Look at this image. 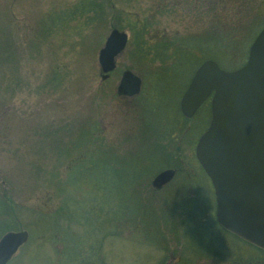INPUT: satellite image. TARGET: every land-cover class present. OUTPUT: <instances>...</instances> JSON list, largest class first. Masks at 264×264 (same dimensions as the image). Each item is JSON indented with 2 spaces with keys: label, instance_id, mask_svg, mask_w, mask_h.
<instances>
[{
  "label": "rangeland",
  "instance_id": "obj_1",
  "mask_svg": "<svg viewBox=\"0 0 264 264\" xmlns=\"http://www.w3.org/2000/svg\"><path fill=\"white\" fill-rule=\"evenodd\" d=\"M219 1L0 0V196L4 194L6 199L23 208L19 212L15 210L13 216L3 214L0 218L1 222L7 220L9 223L13 217L16 230L24 229L29 233L27 241L5 264H68L63 244L67 239L76 245L68 253L76 263L89 257L86 249L80 250L87 245L83 227H69L66 221L50 225L47 219L40 218L39 212L46 216L61 205L63 194L57 186L66 181L68 167L81 151L99 146L103 153L108 146L121 153L138 151V142H130L127 138L132 133L138 135L145 123L140 109L145 102L140 94L143 89L145 94L151 89L152 81L148 77L151 68L138 62L134 53L130 54L131 43L116 59L118 70H133L143 77L144 86L136 97L116 94L120 74L106 79L98 63V52L112 28L130 35L129 24L138 20L151 27L152 36L161 33L171 37L194 35L209 29L218 36L216 30L223 24L219 15L224 3L231 4L233 0H223L221 4ZM252 5L247 19V13L241 19L233 15L232 9L230 14L222 13L229 18L227 24H239L236 30L225 27L223 36L227 41L223 40L221 51L216 45L208 49L211 57L222 56L225 60L227 56L236 61L243 56L245 37L250 36L248 25L264 17V0H254ZM235 36L239 39L233 40ZM202 54H206L205 49ZM184 76L176 80L184 82ZM180 86L181 83L177 85ZM166 95L162 102L175 103L177 107L180 98L171 99L169 92ZM199 118L201 114L190 118L184 130L178 123V130L170 133L168 139L166 134V140L156 139L150 131L144 133V145L154 148L157 142L156 149L160 152L159 147L164 144L170 151L173 149L174 155L165 158L167 163L175 165L167 167L174 169L175 175L166 184L155 188L151 183L164 168L157 170L148 183L140 182L142 191H147L145 201L149 202L152 213L148 222L157 224V230L123 227L117 235L104 236L100 250L90 256L88 264L176 263L184 243L188 204L202 200L197 195L199 181H194L187 167L188 156L194 151L203 127L198 123ZM94 122L96 131L90 137L85 131L93 130ZM79 133H85L82 141L76 140ZM75 141L80 143L75 145ZM64 145L69 147L67 151L60 149ZM179 165L183 166L180 173ZM135 184L138 186L137 182ZM152 188L157 191L152 193ZM55 190L57 195H54ZM205 210L196 211L199 219L207 217ZM164 215L170 221L168 231L161 219ZM3 224L6 226V222ZM109 224L108 220L104 223L106 228ZM5 226L0 237L10 231ZM146 231H150L158 245L153 244L152 235L148 238ZM219 250L229 249L222 246ZM213 260L218 261L217 264H232L216 256ZM82 263L87 264L86 260Z\"/></svg>",
  "mask_w": 264,
  "mask_h": 264
},
{
  "label": "trees",
  "instance_id": "obj_2",
  "mask_svg": "<svg viewBox=\"0 0 264 264\" xmlns=\"http://www.w3.org/2000/svg\"><path fill=\"white\" fill-rule=\"evenodd\" d=\"M253 1L233 0L231 4L224 3V7L219 15V19L223 20V24L221 28L218 27V30H216L218 36L214 30L210 29L198 34L195 33L194 35H189L190 33L177 34L171 37L172 35L161 33L152 36L150 33L152 32L153 34V31H150L151 27L148 28L145 23L141 24L140 21L136 20L132 25L129 24L128 29L132 38V48L129 49L130 54L133 55L134 53L138 62L151 68L148 77L152 81L151 89L146 92L147 96L144 89L140 94V97L142 96L145 102L141 105L142 107L140 106L143 114L142 118L145 120L143 124L144 129L142 128L138 135L137 133H132L127 138L130 142H138L136 145V150L138 151L129 150L126 153H121L113 148H109V146L108 148L106 147L104 153L100 146L81 151L71 161L66 181L63 185L57 186L58 189L59 187L61 188L59 192L63 194L61 205L56 211L46 216L43 215L45 214L44 212H39L41 213L40 218L44 217L47 219L50 225L55 226L63 224L66 221V225L69 227L72 225L83 227V239L87 245L84 244L86 248L80 250L86 249L89 257L83 258L76 263L72 255L68 254L76 245H74L72 240L67 239L66 243L63 244L67 250V252L65 251L66 255L68 254L69 256H64L68 264H84L82 262H85V260L88 264V261L91 259L90 256L93 253H98L100 250L102 238L104 236L112 237L113 235H117L123 227H133L135 229L143 227L148 228V230L151 228L155 229V226L157 227V224L151 225L148 222L151 219L152 213L150 212L149 202L145 201L147 191H142L143 188L142 186L140 187V182L141 184L148 183L149 178L157 170L175 166L174 163H167L168 159H165L166 156L170 157L174 155L171 153L173 149L170 151L169 146L164 144L159 147V150L161 149L160 152L156 149L157 142L154 143V148L148 146L149 144L144 145V140L142 141L144 133L150 131V133L155 134L156 139L163 137L166 140V134L168 135V139L170 133L173 134L172 132L176 129L178 130L179 127L182 126V130H184L185 123L189 119L181 113L179 99L177 107H175V103L167 104L166 101L163 103L162 100L167 98L166 94L168 92L171 94L169 95L172 97H170L171 99L180 98L196 67L212 55L208 49L215 48L216 45L217 49L221 51L223 40L227 41V38L223 36L226 32L225 27L236 30V26L239 23H236L237 25L235 24V26L227 24L229 18L222 15V13L230 14L229 10L232 9L233 15L241 16V19L247 13V19L250 16L249 14L252 13ZM222 2L223 0L219 1V4ZM215 4L217 3L215 2ZM263 25L264 17L258 22L248 25L250 36L249 34L246 37L243 35L246 41V49L241 58L238 57L235 61L233 58L227 56L225 60L222 56L218 58L214 56L210 57L225 69L232 70L238 68L246 60L248 47ZM232 39L238 40L239 38L235 36ZM212 41H214V45H212ZM203 49L206 50V54H202L203 56H201ZM183 65H186V68ZM183 75L186 78L184 82L176 80V78ZM179 82L181 83L180 88L177 87L180 84ZM174 89H179V92L175 93ZM198 114H201L198 123L201 126L203 124L202 132L210 118V103L204 102L195 115L198 116ZM178 123L179 127H177ZM96 125V122H94V125L92 124L93 130L85 131V133L91 137L93 133L95 134ZM85 133H79L76 140L82 141ZM79 143L74 142L75 145ZM60 149L67 151L69 147L64 145ZM187 167L191 171L194 181H199L200 187L198 186L197 188H200V192L197 195L202 200H194L188 204L187 222L183 227L184 243L175 264H217L218 261L213 260L215 256L216 258H222L225 263L264 264V249L231 233L217 222L215 217V198L210 181L193 151L188 156ZM177 169L180 173L183 166L179 165ZM135 182L138 183V186ZM57 190H55L54 195H57ZM150 190L152 193L157 191L154 188ZM200 203L205 207L202 208ZM190 206L191 209L189 208ZM19 209L23 210L19 204H13L9 201V198L6 199L4 194L0 196V215L9 214L13 216L15 210L18 211ZM203 210L208 215L205 218L199 219L200 217L197 216L196 211L202 213ZM161 219L165 225L164 229L170 230V221H168L165 215L161 216ZM106 220L110 223L108 228L104 225ZM3 222H6V226L2 225ZM3 222H1L0 218V232L4 226L5 228H9L8 230H16V222L13 217L9 223L7 220ZM110 225H112V228ZM145 233L148 238L152 235L150 231H146ZM161 234L163 233L161 232ZM152 237L153 244L158 245L159 242L156 241L153 235ZM79 243H83V241L79 240ZM222 246L229 250L225 252L220 251L219 248ZM244 247L247 248L245 251L243 250ZM204 258L206 259L204 260Z\"/></svg>",
  "mask_w": 264,
  "mask_h": 264
},
{
  "label": "water",
  "instance_id": "obj_3",
  "mask_svg": "<svg viewBox=\"0 0 264 264\" xmlns=\"http://www.w3.org/2000/svg\"><path fill=\"white\" fill-rule=\"evenodd\" d=\"M128 34L112 28L98 52L102 74L112 71L127 45ZM142 80L123 71L116 92L131 96ZM210 96L211 116L194 154L211 181L218 223L240 238L264 249V26L251 42L246 61L236 69L221 68L213 59L193 73L180 99L184 116L192 117ZM175 174L158 172L152 185L160 188ZM28 239L26 230L0 237V264H5Z\"/></svg>",
  "mask_w": 264,
  "mask_h": 264
},
{
  "label": "flooded vegetation",
  "instance_id": "obj_4",
  "mask_svg": "<svg viewBox=\"0 0 264 264\" xmlns=\"http://www.w3.org/2000/svg\"><path fill=\"white\" fill-rule=\"evenodd\" d=\"M128 36H129V38H128V40H127V45H126V47H125V49L123 50V51H121V53L118 55V57L121 55V54H123L124 52H125V50L128 48V46L132 43V39H131V34L129 35L128 34ZM117 57V58H118ZM128 69V68H127ZM125 69H123V70H118V66H117V62H116V66H115V68L112 70V71H110V72H107V73H104L103 74V76L107 79L108 77H110V76H112V75H118V74H120L119 75V79L121 78V75H122V73H123V71H124ZM131 70V69H130ZM121 71V72H120ZM133 71V70H132ZM120 72V73H119ZM134 72V71H133ZM135 73V72H134ZM135 74H137V73H135ZM138 75V74H137ZM140 76V75H139ZM140 78H141V80H142V84L144 83V81H143V77L142 76H140ZM190 81V80H189ZM189 83V82H188ZM184 92V91H183ZM116 94L118 95V96H127V95H120V94H118L117 92H116ZM138 95V94H137ZM137 95H131V97H136ZM128 97H130V96H128ZM205 102H209L210 103V97H209V99H207V100H205ZM201 107V106H200ZM199 107V108H200ZM199 108H198V110H199ZM197 110V111H198ZM196 111V112H197ZM196 114V113H195ZM195 114L193 115V116H195ZM192 116V117H193ZM191 117V118H192Z\"/></svg>",
  "mask_w": 264,
  "mask_h": 264
}]
</instances>
